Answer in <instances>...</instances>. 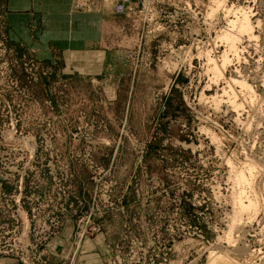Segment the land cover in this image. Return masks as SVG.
I'll return each mask as SVG.
<instances>
[{"label":"rangeland","instance_id":"374dc122","mask_svg":"<svg viewBox=\"0 0 264 264\" xmlns=\"http://www.w3.org/2000/svg\"><path fill=\"white\" fill-rule=\"evenodd\" d=\"M231 1L264 19V0ZM4 2L0 260L206 264L208 250L220 246L241 261L233 251L247 245L259 251L254 264H264L260 216L244 236L233 233L236 249L225 248L231 206L220 157L241 160L253 148L264 159V131L256 137L253 127L246 131L200 103L193 86L201 66L194 61L188 72L178 52L194 46L192 38L213 36L204 22L211 0H130L125 14L113 11L108 58L89 72L59 55L35 59L11 41ZM258 108L248 114L256 119ZM202 117L220 125V152L201 133ZM257 183L264 187V175Z\"/></svg>","mask_w":264,"mask_h":264},{"label":"bare ground","instance_id":"6f19581e","mask_svg":"<svg viewBox=\"0 0 264 264\" xmlns=\"http://www.w3.org/2000/svg\"><path fill=\"white\" fill-rule=\"evenodd\" d=\"M204 22L207 25L206 32L213 34L210 40L201 42L192 38L194 46L190 43L189 46L180 47L178 50L185 60L182 65L187 66L188 72L192 71L194 61L199 62L201 66L202 72L193 86L194 90L199 91L198 101L211 111H224L227 118L246 131H251L252 127L255 130L264 119V100L257 96L259 91L264 93V19L260 18L256 8L248 5H240L231 0H211ZM255 104L259 105L257 113L253 114L256 119L248 114ZM244 112L249 116L247 119H241ZM202 119L205 126L200 127L201 133L207 136L210 144L216 149L215 152H220L222 139L215 132L220 125L209 117ZM262 129L260 132L253 130V134L260 137L264 127ZM30 148L32 153L34 146ZM252 149L243 150L241 160L226 157L225 154L220 156L223 157L226 168L229 191L227 196L231 206L229 222L223 232L225 248L236 247L234 236L232 237L234 232L244 236L249 232L244 227L252 226L259 216L261 220L257 223L264 221V187L260 188L257 183L264 175V159L258 158ZM262 229L264 223L255 234L259 235ZM247 248V245H241L236 251L231 249L234 254L239 252L237 257L239 254L244 255L241 261L231 258L229 249L222 246L217 250L210 249L206 264H254L259 251Z\"/></svg>","mask_w":264,"mask_h":264},{"label":"crops","instance_id":"0c3cea01","mask_svg":"<svg viewBox=\"0 0 264 264\" xmlns=\"http://www.w3.org/2000/svg\"><path fill=\"white\" fill-rule=\"evenodd\" d=\"M113 2L5 0L7 35L16 45L31 51L35 59H55L59 55L79 64L83 72L93 71L108 58L111 48L107 46V34L115 15ZM0 263L17 264L6 259Z\"/></svg>","mask_w":264,"mask_h":264},{"label":"built area","instance_id":"2783aa9c","mask_svg":"<svg viewBox=\"0 0 264 264\" xmlns=\"http://www.w3.org/2000/svg\"><path fill=\"white\" fill-rule=\"evenodd\" d=\"M129 1L130 0H115L112 4L113 11L118 15L125 14Z\"/></svg>","mask_w":264,"mask_h":264}]
</instances>
